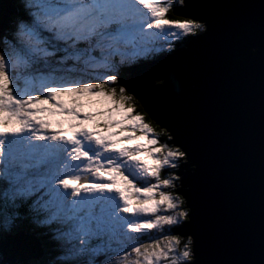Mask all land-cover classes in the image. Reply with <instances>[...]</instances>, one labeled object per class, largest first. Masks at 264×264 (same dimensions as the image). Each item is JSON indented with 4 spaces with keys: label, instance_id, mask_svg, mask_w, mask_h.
I'll return each instance as SVG.
<instances>
[{
    "label": "snow or ice",
    "instance_id": "6c2138e0",
    "mask_svg": "<svg viewBox=\"0 0 264 264\" xmlns=\"http://www.w3.org/2000/svg\"><path fill=\"white\" fill-rule=\"evenodd\" d=\"M174 7L173 0H23L0 25V217L43 227L57 255L72 257L48 264H202L197 233L180 231L195 229L194 209L164 190L180 177L161 175L190 154L161 143L134 112L114 61L147 54L162 36L174 43L207 30L195 17L169 19ZM93 104L102 107L84 111ZM153 230L159 235L144 242Z\"/></svg>",
    "mask_w": 264,
    "mask_h": 264
},
{
    "label": "water",
    "instance_id": "95a60500",
    "mask_svg": "<svg viewBox=\"0 0 264 264\" xmlns=\"http://www.w3.org/2000/svg\"><path fill=\"white\" fill-rule=\"evenodd\" d=\"M11 10L0 0V25ZM174 13L207 30L174 52L123 67L120 83L172 137L168 143L190 154L173 173L175 192L195 211V229L180 231L197 233V258L264 264V0H185ZM27 239L0 243V264L36 256L40 249Z\"/></svg>",
    "mask_w": 264,
    "mask_h": 264
},
{
    "label": "trees",
    "instance_id": "16d2710c",
    "mask_svg": "<svg viewBox=\"0 0 264 264\" xmlns=\"http://www.w3.org/2000/svg\"><path fill=\"white\" fill-rule=\"evenodd\" d=\"M10 2L12 4V6H13V9H15L14 10L15 13L13 15H11V17H10V19H12L17 14H19V12L21 11V4L23 3V0H10ZM173 3L175 4V7L167 14L168 15V18L171 19V20H174V21H182L184 19H188V18L180 17L179 15H177V14L174 13L176 7L179 6V4L176 3V0H173ZM14 4H15V6H14ZM190 38H191V36L181 37L179 39H176L174 41V43H170L167 47H163V44H161V45H159L157 47V48L160 47L161 49H156L153 53L152 52H148L147 54H143L140 57H138V55H136V56H132L131 55V57L128 60H126L129 63L126 62V61L123 62L124 63L123 64V67H124V65H130L131 63H135V62H137L138 64L139 63H144L146 61L154 60V59H156L157 57H159L161 55H165L167 53L174 52V51L178 50L179 48H181L183 45H185V43L187 41H189ZM93 55L95 57L101 58V54H100L99 51L93 53ZM133 60H135V61H133ZM114 61L121 63V57L119 55L115 56ZM67 65H71V67L72 66H76V64H72V61H69L67 63ZM119 71L120 70L118 69L117 70V73H119ZM119 83H120V81H119ZM120 86H122V85L120 84ZM129 95L133 96L132 94H129ZM133 97H134V100L132 101L133 102L132 107L134 108V112L136 114L142 115L143 118H144V121L149 126L151 125L153 127V130H155V135L159 138V140L161 141V143H165V142L168 143L169 142V137H170V135H168V132L166 130H164V129H161L156 123H154V121L151 120L148 117V114L143 110L142 106L140 105L139 101L135 98V96H133ZM137 135H140V133L138 132ZM145 142H147V141H145ZM170 146H172V145H170ZM141 160H147V157H145V156L142 155L141 156ZM147 161H149V160H147ZM149 163H151V162L149 161ZM190 170H192V167H190ZM173 171L174 170L171 169V168H166L164 171H162L161 175H162L163 178H168L169 173H172V174L176 175L175 173H173ZM178 182L180 183L179 179L175 181V187L174 188H172V189H164V190L165 191H172L174 194L180 195L179 193H176L175 192V189H178L180 187V185H179ZM12 223H13V225L16 226V230H17V228L18 229L19 228L24 229L25 231L24 232H21L20 234H22L24 237H26V238L32 240L33 242H35L40 250L42 249V244H48V243H50V244L55 245V243L53 242V240L49 237L48 232L43 227L37 226V225H35L34 223L30 222L27 219H13ZM6 230H7L6 231V233H7L6 235L9 238L11 237V235L12 236L18 235V230L16 231V230L9 229V228L6 229ZM41 230H43L44 232H43L42 235H39V233L42 232ZM158 235H159L158 230H153L151 233H147L144 237H142V240L144 242H149V237H157ZM42 236H46V239L41 240V237ZM0 242H3V240L0 239ZM28 257L29 256L22 255L20 257V259L22 261H25ZM114 258L115 257H113V259ZM37 260L39 262L38 264H45L46 262L48 264V262L51 261V260H41V259L40 260L37 259Z\"/></svg>",
    "mask_w": 264,
    "mask_h": 264
},
{
    "label": "rangeland",
    "instance_id": "374dc122",
    "mask_svg": "<svg viewBox=\"0 0 264 264\" xmlns=\"http://www.w3.org/2000/svg\"><path fill=\"white\" fill-rule=\"evenodd\" d=\"M9 2H10V0H9ZM10 4H11V2H10ZM14 6H15V4H14ZM11 8H12V10H11V12H9L8 14H7V16H6V18H5V21H4V25H7L8 23L7 22H9L11 19H10V17H11V15H13V6H12V4H11ZM192 37V36H191ZM173 40V38H171V37H161L158 41H156L153 45H150L149 47H151V51L150 52H154L156 49H161L160 47L159 48H157L159 45H161V44H163V47H167L169 44H170V41H172ZM184 46V45H183ZM168 49V48H167ZM140 56H142V55H138V57H140ZM131 57V55L129 56V57H127V58H125V61L126 60H128L129 58ZM59 59V58H58ZM96 59L99 61L100 60V58L99 57H96ZM132 60V59H131ZM133 61H135V60H133ZM126 62H128V61H126ZM129 63V62H128ZM137 62H135V63H131L130 65H134V64H136ZM72 64H76V66H72L71 67V65H67L66 64V67H68V68H73V67H75L76 69H82L83 68V65H82V63H79V62H75V61H72ZM115 64H116V71L119 69V70H121L122 69V67H123V64L124 63H119V62H115ZM130 65H124V67L125 66H130ZM120 67V68H119ZM89 71H91V69H89ZM96 74L95 73H93V76H95ZM96 82H99V81H96ZM64 99L67 101L69 98L68 97H64ZM132 104H133V102H132ZM102 106L101 105H98V104H93V105H91V106H86L85 108H84V111H92V112H95V111H97L98 109H100ZM150 127L153 129V127L150 125ZM154 134H155V130H154ZM146 140L145 139H142V140H140V141H138L139 143H141V144H146L147 142H145ZM170 145V144H169ZM172 147H174V146H172ZM150 161V160H149ZM149 161H147L148 163H149ZM151 162V161H150ZM184 163V161H182L181 162V164H183ZM190 167L191 166H188V169H190ZM173 170H176V169H173ZM179 183V182H178ZM12 221H13V219L12 218H2V217H0V239L2 238L4 241H7V239H5V237H7V233H6V229H13V230H16V226L15 225H13V223H12ZM17 230H18V234H19V232L21 233V232H24L25 230L24 229H21V228H17ZM16 230V231H17ZM20 230V231H19ZM42 232L41 233H39V235H42L43 234V230H41ZM3 235V236H2ZM44 239H46V236H42L41 237V240H44ZM2 242V243H5V242ZM59 252V249L56 247V245H53V244H50V243H48V244H42V249L39 251V253L36 255V256H29L25 261H22V260H20L19 261V264H38L39 262H38V260L37 259H41V260H51V261H56V260H60V261H62V260H65V259H71L72 257H67V256H65V255H63V254H60V255H57V253ZM45 262V261H44ZM45 264H47V262L45 263Z\"/></svg>",
    "mask_w": 264,
    "mask_h": 264
},
{
    "label": "bare ground",
    "instance_id": "6f19581e",
    "mask_svg": "<svg viewBox=\"0 0 264 264\" xmlns=\"http://www.w3.org/2000/svg\"><path fill=\"white\" fill-rule=\"evenodd\" d=\"M14 10L15 9H13V14L15 13L14 12ZM11 12V11H10ZM136 64H138V63H136ZM135 65V64H134ZM126 67V66H125ZM123 68V67H122ZM121 71V70H120ZM120 71H119V73H118V75L120 74ZM121 84V83H120ZM129 94H132V93H130V92H128ZM133 95V94H132ZM133 96H135V95H133ZM136 98V97H135ZM137 99V98H136ZM138 100V99H137ZM139 101V100H138ZM139 103H140V101H139ZM140 105L142 106V104L140 103ZM142 108H143V106H142ZM144 110V109H143ZM155 123V122H154ZM181 187V186H180ZM180 194V193H179ZM181 195V194H180ZM17 264H19V262L17 263Z\"/></svg>",
    "mask_w": 264,
    "mask_h": 264
},
{
    "label": "clouds",
    "instance_id": "9594fccd",
    "mask_svg": "<svg viewBox=\"0 0 264 264\" xmlns=\"http://www.w3.org/2000/svg\"><path fill=\"white\" fill-rule=\"evenodd\" d=\"M2 239V238H1ZM5 239H9V237H6ZM3 240V239H2ZM4 241V240H3ZM4 242H6V241H4Z\"/></svg>",
    "mask_w": 264,
    "mask_h": 264
}]
</instances>
